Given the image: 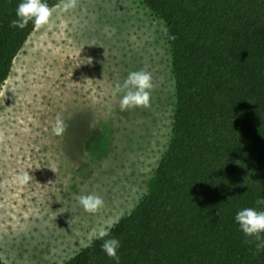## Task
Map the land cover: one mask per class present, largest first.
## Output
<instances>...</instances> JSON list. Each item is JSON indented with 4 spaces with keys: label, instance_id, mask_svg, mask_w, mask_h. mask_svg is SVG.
<instances>
[{
    "label": "rangeland",
    "instance_id": "374dc122",
    "mask_svg": "<svg viewBox=\"0 0 264 264\" xmlns=\"http://www.w3.org/2000/svg\"><path fill=\"white\" fill-rule=\"evenodd\" d=\"M59 6L0 84L4 264H63L82 242L92 245L148 194L172 139L178 97L164 17L145 0H78L67 13ZM138 70L152 75L151 106L121 111L123 93L113 90ZM58 114L61 136L52 132ZM22 171L32 175L23 186L15 179ZM86 194L103 198L97 213L76 199Z\"/></svg>",
    "mask_w": 264,
    "mask_h": 264
},
{
    "label": "trees",
    "instance_id": "16d2710c",
    "mask_svg": "<svg viewBox=\"0 0 264 264\" xmlns=\"http://www.w3.org/2000/svg\"><path fill=\"white\" fill-rule=\"evenodd\" d=\"M145 1L169 25L178 101L150 191L109 231L119 264H264L235 221L264 211V0ZM21 2L0 0V84L35 29L10 27ZM101 243L63 264H116Z\"/></svg>",
    "mask_w": 264,
    "mask_h": 264
},
{
    "label": "clouds",
    "instance_id": "9594fccd",
    "mask_svg": "<svg viewBox=\"0 0 264 264\" xmlns=\"http://www.w3.org/2000/svg\"><path fill=\"white\" fill-rule=\"evenodd\" d=\"M60 10L67 13L78 7V0H60ZM57 11L55 7H50L45 0H22L16 9V18L10 22V27L24 29L29 22L34 24V27L40 29L48 26L54 13ZM167 32V30H165ZM87 62H91L88 58ZM153 78L150 72L138 70L130 72L123 84H117L113 90V95L123 93L119 107L121 111L134 108H149L151 106V90L153 89ZM15 93L14 89H10ZM66 131V125L62 117L58 114L55 123L52 126L54 135L61 136ZM3 140V135L0 133V141ZM55 171V169L51 168ZM56 172V171H55ZM16 182L23 186L27 185L32 180V175L28 171H22L16 176ZM79 204L85 212L90 214L97 213L103 206L104 200L96 194H86L77 196ZM257 204H264V199H259ZM217 215L219 213L217 212ZM73 219L68 223L71 225ZM235 221L238 223L240 230L246 237L254 238L258 241L256 244L257 252L264 249V211H258L255 208H244L237 212ZM96 239L102 241L101 250L105 252L109 258L115 260L119 264L120 258L117 254L120 247L118 239L111 237L109 232L104 228L98 230ZM83 243L84 247L89 244Z\"/></svg>",
    "mask_w": 264,
    "mask_h": 264
}]
</instances>
